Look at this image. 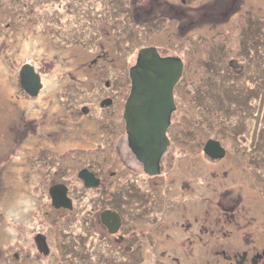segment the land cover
Returning <instances> with one entry per match:
<instances>
[{
    "label": "flooded vegetation",
    "instance_id": "af4514ba",
    "mask_svg": "<svg viewBox=\"0 0 264 264\" xmlns=\"http://www.w3.org/2000/svg\"><path fill=\"white\" fill-rule=\"evenodd\" d=\"M181 1L187 3V0ZM238 1L241 0H230L228 6H220L218 15L226 16L233 13L235 10L233 7ZM14 2L17 0H0V5L4 4L2 7L4 10H0V18L2 14H9L12 20L5 25L4 40L0 38V55H7L9 52L19 53L16 36L23 29H31L24 22L26 18L32 23L46 14L44 25L36 32L49 40L47 15L50 8L45 7L44 0H24V5L21 7L13 5ZM109 2L113 7H106L103 14L106 20L110 19V11L117 12L120 8L124 10L127 7L130 19L140 27V30L129 32L131 28L126 26L124 21L121 27L118 24L120 19L116 23L113 21L112 23L117 24V29H113L112 32L114 40L141 38L145 40L143 47L155 46L161 57L180 58L184 63L182 75L173 91L176 107L166 131L169 143L159 159L158 172L148 174L144 162L138 159L129 143L124 114L126 100L131 91L130 70L127 71L125 68L106 77L103 70L93 71L89 66L84 67L79 72L84 74L82 80L87 87L78 91L75 81L66 79V71H53L59 74L55 77L51 74L52 71L38 68L34 61L39 62V60H27L20 65L17 56L12 57L15 61L12 58L10 60L12 70L10 69L9 79L15 82L16 90L6 103L11 105L12 118L13 115L17 117L19 111H22L23 117H20L18 122L10 119L8 131L11 133V139L8 144L10 149L7 152L12 154L13 167L17 162L18 165H23L18 174L25 175L28 178L26 182L30 181L33 184L0 185V202L5 200L10 204L9 199L15 200L13 193L18 191H22L20 197L25 196L19 209L12 208L10 228L3 223L0 213V237L4 229L3 238L7 237L9 242L6 245L5 241L0 240V264H52L54 261H56L54 264H264V208L260 214L255 212L250 194H246V192H257V195L264 199V185L259 187L251 183L234 185L232 190L236 191V196L231 200L237 199V203L224 202L221 199L223 208L215 210L218 215L212 219L207 215L209 209L206 206L207 209H204L206 211L201 210L202 215H199L200 222L183 212L181 221L175 219L174 215L170 216L172 225L170 230L164 229L158 222L162 216L165 217L172 212V208L176 206L174 203L177 202L170 198L171 201L168 203L158 196L159 192L167 196L168 193L176 190L174 183L167 181V178L163 180L161 178L162 175L168 176L176 165L172 150L173 137L176 136L181 140L191 139V133L185 130L188 132L185 134L183 131L186 119L196 123L200 101L201 106L206 103L213 105L217 98H210L209 95L203 97L205 96L203 91L207 92V86L205 87L201 82L195 83L192 75L196 73L188 72L182 54L169 52L168 48L174 43L173 37L168 36L166 44H163L166 34L161 33L177 25L176 14L180 12L183 17L182 11L185 8L182 11L174 9V17H169L172 16L169 15L170 8L176 6L174 0L164 1L165 4L160 0H148L147 3L141 2L136 6L134 2L130 5L128 0L129 5H122L120 8L119 5L114 6V0ZM153 4H157L158 7ZM155 8L163 11L153 15L156 12L153 13ZM191 11L196 10L191 9ZM212 13L215 14V11ZM155 19L160 20L152 23ZM184 19V23L179 27L182 25L186 27L190 23L186 17ZM56 20L59 21L58 16ZM165 22L164 27H161V23ZM157 24L159 27L156 26ZM211 25L210 29L214 24ZM141 28L146 31L143 32ZM55 30L57 35H62L59 27ZM173 34L176 37L182 36L178 31ZM106 35L108 38L111 37L110 32ZM161 35L164 38L159 37ZM203 35L204 32L196 31L189 34L193 38H188L189 44L185 51L189 58L199 62L210 60L209 57L202 58L192 50L193 47L198 46V41L209 38ZM62 40L63 37L54 44L59 47L64 44ZM181 42L183 46L184 41ZM41 45L46 43L42 42ZM99 54L109 55L107 50ZM126 61L122 59V62ZM25 64H30L40 76L41 87L35 94L33 87L27 89L21 84L20 71ZM228 69L231 75L243 73V70L232 68L231 65ZM205 72L204 75L210 80L209 84H213V78ZM114 76L123 77L122 82L115 86L116 89L111 79ZM112 89L115 93H111ZM81 91L90 94L92 101L81 103ZM198 91L202 92L200 101L194 99ZM18 92L27 102L25 104L27 107L19 110L17 109L21 103L17 102L20 100L16 95ZM78 95L80 97L77 98ZM252 95L250 93L248 97L245 95L249 104ZM39 98L44 100V107H40L37 103ZM205 98L212 100L208 101ZM75 99L78 102H74ZM105 100H110V103H105ZM260 113L263 118L262 111ZM262 126L260 129L258 125L254 127L253 149L258 146L256 142L259 138L264 137ZM191 130L194 129L190 128ZM237 134L239 136L241 133ZM263 137L259 140L262 144H264ZM111 147L113 151L110 153L108 150ZM133 163H138L137 167L133 166ZM82 170H87L99 179L98 184L87 185L86 180L80 175ZM53 195H56L58 200L69 198L70 201L62 202L57 206L53 203ZM198 202L204 208L205 203L210 202V199L202 195ZM166 205L169 206L168 209H165ZM237 206L242 208L236 209ZM27 209L32 211L31 216L34 218H28L30 215L27 214ZM107 210L120 216L108 217L107 222L110 226L103 222L101 216ZM189 212L194 214L196 211ZM6 229H10L9 232Z\"/></svg>",
    "mask_w": 264,
    "mask_h": 264
},
{
    "label": "rangeland",
    "instance_id": "374dc122",
    "mask_svg": "<svg viewBox=\"0 0 264 264\" xmlns=\"http://www.w3.org/2000/svg\"><path fill=\"white\" fill-rule=\"evenodd\" d=\"M23 1L17 0L13 5L21 7L24 5ZM114 1V6L129 5L128 0ZM147 1L130 0V5L134 2L136 6L141 4V2L147 3ZM160 1L165 4L164 1L170 2L173 0ZM174 1L176 2V6L170 8L171 14L169 15L172 16L169 17H174V9L182 11L185 8L182 11L184 16L182 17L179 14L180 12H176L177 25L169 28L170 30L168 29L165 33H161L166 34L163 44H166L168 36L173 37L174 43L171 45V48H168L169 52L173 53L174 51L185 57L188 72L196 73V75H192L195 83L209 82L210 80L204 75V72L210 73V76L214 80L213 84H210L208 87L211 92L210 95L215 97L218 94L222 99H216V103L213 105L206 103L203 106H201L202 102L199 100L200 106L195 118L196 123H191L189 122L191 120L188 121L186 119L185 128L183 127V131L187 130L191 133V139L181 140L180 138H176V136L173 137L174 144L172 150L176 165L168 176L162 175L161 178L162 180L167 178V181L169 180L174 183L176 190L168 193L167 196L161 192L158 194L159 199L168 203L171 201L170 198L177 201L174 203L176 206L172 208L171 213L165 217L162 216L160 219L158 218V222L166 230L171 229L170 216L172 215L176 216L175 219L181 221L183 212L186 216L200 222L201 210L206 211L204 210L207 209L206 206L209 209L207 215L212 219V217L218 215V212L215 210L223 208L220 203L221 199L224 202L232 203L236 201L237 203V199L231 200L236 196V191L232 190L234 185H247L248 183L257 185L258 187L264 185V144L259 141L263 136L259 140L257 139L256 146H258L255 149L252 148L254 127L258 125L260 129L264 124V0L238 1L233 7L235 8L233 13L226 16H219L217 12L220 6H228L230 0H187V3H182L181 0ZM43 4L46 5L45 7L50 8L47 15L49 16L47 20L49 40L36 32L44 25L46 14L41 15L37 21H33L32 23H29L26 18L24 22L31 29H23L16 36L19 53L11 54L9 52L7 55H0L2 57L0 59V185L33 184L30 181L26 182L28 178L25 175L18 174V172H21L23 165H18L17 162L15 167H13L11 162L12 154L7 152L10 149L8 144L11 139V133L8 131L10 119L18 122L20 117H23L22 111H19L16 115L17 117L13 115L12 118L11 105L6 103L12 97L14 90H16L14 86L15 82L13 79L11 81L9 79L10 60L12 57L17 56L16 58L20 65L27 60H39V62L34 61L38 65V68L43 71H52L51 74L55 77L59 74L53 73V71H66V79L74 80L79 91L80 88L87 87V84L82 80L84 79V74L79 72L81 69L89 66L93 71L103 70L106 73L104 74L106 77H110L111 74H115L117 71H122L125 68L128 71L136 63L138 51L145 44V40L141 38H133L126 41L123 39L114 40L113 38L112 32L113 29H117V24L112 22L116 23L119 19V27L122 26L124 21L126 26H129L134 31L140 30L139 25L135 22H130V13L127 11V7L122 11L119 10L117 14H115V10L110 11V19L106 20L103 16L106 7H113V4H110L109 0H44ZM34 5H36V2H34ZM3 6L4 4L0 5V10H4L2 9ZM153 6L158 7L157 4H153ZM190 8L196 11H191ZM247 9H250V11H245ZM130 11H132V8H130ZM159 11L162 12L163 10L155 8L153 11L155 14L153 15L160 14ZM212 11H215V14ZM50 14H53V16ZM57 16L59 21L56 20ZM116 16L117 18H115ZM184 17L192 24L189 23L186 27H183L184 25L179 27L181 23H184ZM159 20H152V23ZM11 21L9 14H2L0 18L1 40H4L5 37L4 29L6 23ZM166 22L161 23V27H164ZM212 23L214 25L210 29ZM169 25L166 26L169 27ZM156 26L159 27V24ZM58 27L62 35H57V30L55 29ZM193 28H196V30H192ZM141 30L143 32L146 31L143 28ZM122 31L126 32L123 29ZM177 31L182 36H177V38L173 34ZM194 31L204 32L203 37L209 36V38L205 41H198V46L192 49L193 52L202 58L209 57L210 60L199 62L186 55L185 51L189 44L188 38H193L189 34ZM109 32L111 37L108 38L106 34ZM62 37L63 40L61 42L64 44L59 47L56 46L54 44L55 41H60ZM159 37L164 38L162 35ZM181 41H184L183 46H181ZM42 42L46 43V45H41ZM154 44L156 43L154 42ZM21 45L23 46L21 47ZM104 50H107L109 55L99 54V52H103ZM122 59L127 61L122 62ZM229 65L232 68L243 70L242 76H232L228 69ZM206 72L205 74H207ZM71 76H74V78H71ZM77 76L81 79L76 78ZM111 79H113L114 89H116L115 86L119 82H122L123 77L114 76ZM128 89L130 91V85ZM83 91L80 92L82 96L81 103L92 101L90 94ZM249 92L253 94L252 100H250L251 104L245 99V95ZM111 93H115V90L112 89ZM16 95L20 99L17 100L18 104L21 103L17 110L26 108L27 105L25 104L27 102L23 99V95L19 92ZM221 95L223 96L221 97ZM78 97L80 96L78 95ZM74 102L78 101L75 99ZM37 103L40 107H44V100L42 98H39ZM217 105L218 107L222 106L228 112L220 113L219 117H215L217 114L214 111H216ZM261 111L263 118L260 113ZM193 112L196 111L193 110ZM221 119L225 124L222 123ZM250 123H252L251 126ZM262 127L264 129V125ZM190 128L194 130L190 131ZM187 131H185V134H188ZM237 133L241 134L238 136ZM210 138L219 139L225 149V153L222 156L216 157L211 153L205 152V143ZM123 142L125 143V141ZM108 151L111 153L113 148L111 147ZM137 164L133 163L132 165L137 167ZM146 172L148 174H155ZM133 177L140 179L137 176ZM27 191L29 193V190ZM13 194H15V200L12 199L11 201L9 199L10 204L5 200L0 202L2 221L8 228H10L12 208L19 209V206L21 207L24 202L22 199L25 197H20L22 191ZM246 194H250L253 210L259 214L262 213L264 199L257 195V192H246ZM202 195H206L210 199V202L205 203L204 208L198 202ZM114 203L116 204V202ZM166 206L165 209H168L169 206ZM239 208L242 207H236V209ZM191 210H195L196 212L191 214L192 212H189ZM27 214L30 215L29 219L34 218L31 216L32 211L29 209H27ZM18 218L22 222V219ZM6 230L9 232L10 229ZM4 235L5 231L3 229L0 240L2 242L5 241L6 245H8V239L7 237L4 239ZM54 263L56 261L52 264Z\"/></svg>",
    "mask_w": 264,
    "mask_h": 264
},
{
    "label": "water",
    "instance_id": "95a60500",
    "mask_svg": "<svg viewBox=\"0 0 264 264\" xmlns=\"http://www.w3.org/2000/svg\"><path fill=\"white\" fill-rule=\"evenodd\" d=\"M183 68L184 63L180 58L161 57L155 46L141 48L136 64L130 68L131 91L126 100L124 114L128 139L138 159L144 162L146 171L150 173L158 172L159 159L169 143L166 131L176 107L173 91ZM39 77L30 64L22 67L21 84L27 89L33 87V94L41 87ZM105 103L109 104L110 100H105ZM204 149L216 157L225 153L220 141L213 138L206 141ZM80 175L87 185H96L99 182L87 170H82ZM69 201V198L58 200L53 195V203L57 206ZM112 215L113 218L120 217L109 210L101 215L108 226L110 224L107 219Z\"/></svg>",
    "mask_w": 264,
    "mask_h": 264
},
{
    "label": "trees",
    "instance_id": "16d2710c",
    "mask_svg": "<svg viewBox=\"0 0 264 264\" xmlns=\"http://www.w3.org/2000/svg\"><path fill=\"white\" fill-rule=\"evenodd\" d=\"M119 8H120V6H119ZM120 10H121V8H120ZM119 11V10H118ZM117 11V12H118ZM122 11V10H121ZM117 12H116V10H115V14H117ZM114 16V15H113ZM115 18H117V16L115 17ZM119 19V18H118ZM132 20L130 19V22H131ZM138 24V23H137ZM129 32H134V30L133 29H130L129 30ZM210 74V73H209ZM233 76H236L237 77V75L236 74H232ZM242 76V75H241ZM202 83V85H204L205 87L207 86V92H205V91H203V94L205 95V96H203V97H206L207 95H209L210 96V98H213L210 94H211V92L209 91V82H201ZM250 93V92H249ZM249 93L248 94H246V96L248 97L249 96ZM202 94V92L201 91H198V93L194 96V99H197V100H200L199 99V97H200V95ZM223 95H221V97H222ZM215 97L218 99L219 97H220V95H218V94H216L215 95ZM252 97V96H251ZM250 97V98H251ZM250 98L248 99V100H250ZM205 100H212V99H206L205 98ZM211 108V107H210ZM210 108H209V110H210ZM217 115L215 116V117H219L220 115V113H225V112H228V111H226L222 106H220V107H218V105H217V109H216V111H214ZM222 120V119H221ZM222 123L223 124H225V122H223V120H222ZM213 125H216V124H213Z\"/></svg>",
    "mask_w": 264,
    "mask_h": 264
}]
</instances>
